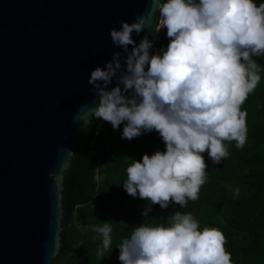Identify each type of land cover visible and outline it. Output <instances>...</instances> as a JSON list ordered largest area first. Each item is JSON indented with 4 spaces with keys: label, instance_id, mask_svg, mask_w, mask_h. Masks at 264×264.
<instances>
[{
    "label": "clouds",
    "instance_id": "9594fccd",
    "mask_svg": "<svg viewBox=\"0 0 264 264\" xmlns=\"http://www.w3.org/2000/svg\"><path fill=\"white\" fill-rule=\"evenodd\" d=\"M153 15V40L145 35L137 44L133 33L149 27ZM162 29L168 44L155 50ZM109 35L123 57L113 52L103 68L91 72L88 84L98 103L73 120L87 126L101 118L114 130L123 123L121 138L129 141L158 133L165 150L133 160L122 187L147 201L144 217L152 205L164 210L171 202L183 208L198 199L206 182L202 153L219 164L229 154L225 141H236L237 149L245 145L247 113L240 109L261 79L253 57L264 54V3L152 0L146 14L133 23L120 21L119 30L112 28ZM110 85L115 86L109 90ZM232 191L234 198L239 196V187ZM167 222L135 227L118 246L120 264H232L220 230H198L193 215L181 211ZM111 223L92 229L103 236L98 257L111 244Z\"/></svg>",
    "mask_w": 264,
    "mask_h": 264
},
{
    "label": "water",
    "instance_id": "95a60500",
    "mask_svg": "<svg viewBox=\"0 0 264 264\" xmlns=\"http://www.w3.org/2000/svg\"><path fill=\"white\" fill-rule=\"evenodd\" d=\"M151 6L152 0H0V264H51L58 255L68 152L94 120L104 122L84 126L73 117L98 103L91 72L122 53L110 29ZM155 22L153 15L149 27L133 33L137 44L145 35L153 40Z\"/></svg>",
    "mask_w": 264,
    "mask_h": 264
},
{
    "label": "trees",
    "instance_id": "16d2710c",
    "mask_svg": "<svg viewBox=\"0 0 264 264\" xmlns=\"http://www.w3.org/2000/svg\"><path fill=\"white\" fill-rule=\"evenodd\" d=\"M254 3L259 6L264 0ZM168 39L165 35L161 46L166 47ZM253 59L261 68V79L240 109L247 113L245 145L237 149L236 141H225L229 154L219 164L202 153L206 182L198 199L189 200L183 208L171 202L164 210L152 205L144 217L141 213L147 201L129 196L122 187L133 160L165 150L158 133H144L129 141L121 138L123 123L114 130L108 122H92L63 172L61 246L51 264H120L118 246L135 227L143 222L168 226L167 217L176 211L191 213L198 230H220L232 264H264V54ZM237 187L240 193L234 198L232 189ZM106 221L112 222L111 244L98 257L103 236L92 229Z\"/></svg>",
    "mask_w": 264,
    "mask_h": 264
},
{
    "label": "built area",
    "instance_id": "2783aa9c",
    "mask_svg": "<svg viewBox=\"0 0 264 264\" xmlns=\"http://www.w3.org/2000/svg\"><path fill=\"white\" fill-rule=\"evenodd\" d=\"M165 35H166V29H162L158 34V39H155V42H154L155 50H158L160 48L161 44L164 41Z\"/></svg>",
    "mask_w": 264,
    "mask_h": 264
}]
</instances>
